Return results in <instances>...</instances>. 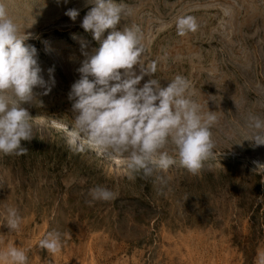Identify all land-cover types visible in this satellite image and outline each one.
Here are the masks:
<instances>
[{"label":"rangeland","instance_id":"rangeland-1","mask_svg":"<svg viewBox=\"0 0 264 264\" xmlns=\"http://www.w3.org/2000/svg\"><path fill=\"white\" fill-rule=\"evenodd\" d=\"M3 2L29 35L24 43L37 49L50 90L34 87L22 105L32 129L25 153L0 155V248L23 249L27 264H254L264 249V145L246 138L248 117L264 118V0H122L131 14L117 27L139 25L142 60L157 65L139 86L156 77L163 87L180 75L202 111L218 117L214 149L197 174L180 165L169 142L176 163L148 178L128 169L127 154L86 144L73 152L66 143L75 115L71 86L85 53L98 47L81 27L93 5ZM70 8L79 10L74 21L65 14ZM181 16L194 17L197 30L178 35ZM96 186L114 198L93 201ZM10 207L21 217L13 231L3 225ZM54 230L61 247L50 253L39 240Z\"/></svg>","mask_w":264,"mask_h":264},{"label":"clouds","instance_id":"clouds-1","mask_svg":"<svg viewBox=\"0 0 264 264\" xmlns=\"http://www.w3.org/2000/svg\"><path fill=\"white\" fill-rule=\"evenodd\" d=\"M86 2L93 6L83 17L81 27L91 33L98 47L85 53L78 69L80 77L69 93L75 113L66 130L69 149L81 152L86 144L97 152L127 154L128 169L152 176L176 163L166 148L170 142L180 165L197 174L214 149L211 128L218 119L215 111H202V106L192 99L189 81L180 75L163 87L156 77L139 86L145 75L156 74L157 65L142 60L145 48L139 25L117 27L131 9H126L122 0ZM65 14L74 21L79 10L70 8ZM175 26L178 35L194 32L198 27L191 16L178 17ZM28 38V34H21L20 26L0 0V155L25 153L22 141L32 138V129L31 116L22 105L32 101L34 87L47 85L41 75L37 49L24 43ZM86 46L81 41V47ZM48 72L54 82L53 69ZM49 90L50 86L45 87V93ZM9 92L15 99L7 95ZM247 126L252 135L246 139L264 145V118L250 115ZM89 192L93 201L114 198V193L102 186ZM20 222L17 210L8 208L3 225L13 231ZM39 247L57 252L61 234L48 232L39 240ZM27 260L21 248H0V264H27ZM254 264H264V249L257 251Z\"/></svg>","mask_w":264,"mask_h":264},{"label":"trees","instance_id":"trees-1","mask_svg":"<svg viewBox=\"0 0 264 264\" xmlns=\"http://www.w3.org/2000/svg\"><path fill=\"white\" fill-rule=\"evenodd\" d=\"M140 177H144V178H148L149 176H145L142 172L141 176Z\"/></svg>","mask_w":264,"mask_h":264},{"label":"bare ground","instance_id":"bare-ground-1","mask_svg":"<svg viewBox=\"0 0 264 264\" xmlns=\"http://www.w3.org/2000/svg\"><path fill=\"white\" fill-rule=\"evenodd\" d=\"M113 160H116V161H117V159H116V158H113Z\"/></svg>","mask_w":264,"mask_h":264}]
</instances>
